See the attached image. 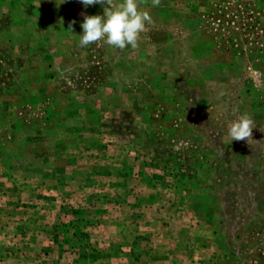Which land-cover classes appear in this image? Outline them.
<instances>
[{
  "label": "rangeland",
  "instance_id": "1",
  "mask_svg": "<svg viewBox=\"0 0 264 264\" xmlns=\"http://www.w3.org/2000/svg\"><path fill=\"white\" fill-rule=\"evenodd\" d=\"M105 6L0 0V264H264V0Z\"/></svg>",
  "mask_w": 264,
  "mask_h": 264
},
{
  "label": "clouds",
  "instance_id": "2",
  "mask_svg": "<svg viewBox=\"0 0 264 264\" xmlns=\"http://www.w3.org/2000/svg\"><path fill=\"white\" fill-rule=\"evenodd\" d=\"M80 2L85 8L96 4L106 5L102 16L84 15L81 24L83 33L79 40V46L82 48L104 41L108 46L120 50L128 46L136 49L146 24L153 23L149 12L139 10V0H122L118 4H114L113 0H80ZM161 2L162 0H152V6L159 7ZM254 128V120L245 113L231 124L228 135L232 141L249 142L252 140Z\"/></svg>",
  "mask_w": 264,
  "mask_h": 264
}]
</instances>
